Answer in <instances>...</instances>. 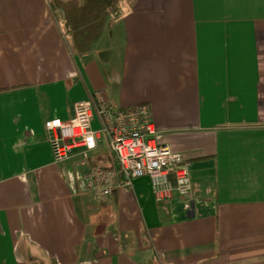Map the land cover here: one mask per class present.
Wrapping results in <instances>:
<instances>
[{
  "label": "crops",
  "instance_id": "obj_1",
  "mask_svg": "<svg viewBox=\"0 0 264 264\" xmlns=\"http://www.w3.org/2000/svg\"><path fill=\"white\" fill-rule=\"evenodd\" d=\"M117 9L77 53L49 0H0V264H264V0ZM97 91L149 106L188 202L146 177L93 199L82 174L114 165L101 133L87 160L53 161L44 124Z\"/></svg>",
  "mask_w": 264,
  "mask_h": 264
},
{
  "label": "built area",
  "instance_id": "obj_2",
  "mask_svg": "<svg viewBox=\"0 0 264 264\" xmlns=\"http://www.w3.org/2000/svg\"><path fill=\"white\" fill-rule=\"evenodd\" d=\"M119 10H111L117 16ZM99 120L98 130L92 123ZM51 134L50 148L55 163L72 156L83 148L82 159L97 147L100 133L108 143L114 165L110 168L90 165L81 181L93 199L99 200L114 192L132 188L134 180L148 178L156 201L166 200L177 193L185 201L191 199L192 185L188 164L183 156L168 146L156 142L157 131L151 110L146 104L113 108L101 92H94L73 105V117L53 118L45 124Z\"/></svg>",
  "mask_w": 264,
  "mask_h": 264
},
{
  "label": "trees",
  "instance_id": "obj_3",
  "mask_svg": "<svg viewBox=\"0 0 264 264\" xmlns=\"http://www.w3.org/2000/svg\"><path fill=\"white\" fill-rule=\"evenodd\" d=\"M119 0H49L50 9L69 35L77 53L90 50L98 38L105 19L117 9Z\"/></svg>",
  "mask_w": 264,
  "mask_h": 264
}]
</instances>
